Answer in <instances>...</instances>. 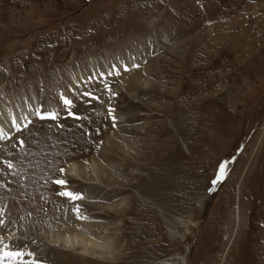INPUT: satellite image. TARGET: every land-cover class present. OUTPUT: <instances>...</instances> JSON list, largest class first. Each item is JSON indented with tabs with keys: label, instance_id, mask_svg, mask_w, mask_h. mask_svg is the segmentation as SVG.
Returning a JSON list of instances; mask_svg holds the SVG:
<instances>
[{
	"label": "rangeland",
	"instance_id": "1",
	"mask_svg": "<svg viewBox=\"0 0 264 264\" xmlns=\"http://www.w3.org/2000/svg\"><path fill=\"white\" fill-rule=\"evenodd\" d=\"M5 99L58 113L0 141L16 264H264V0H0Z\"/></svg>",
	"mask_w": 264,
	"mask_h": 264
},
{
	"label": "snow or ice",
	"instance_id": "2",
	"mask_svg": "<svg viewBox=\"0 0 264 264\" xmlns=\"http://www.w3.org/2000/svg\"><path fill=\"white\" fill-rule=\"evenodd\" d=\"M134 67H138V65H134ZM125 70H128L127 68H125ZM111 75V73H109ZM117 75L119 74L118 72L116 73ZM90 79H95V77H90ZM105 87L107 88L108 85L105 84ZM109 92H111V89H108ZM83 97H89V100L85 101V103H90L91 100H99V97L93 96L92 93L90 91H85L81 94ZM113 95H115L113 93ZM60 99L62 100L65 108L68 110V115L70 117H72L73 119L76 120H80L82 119V117L77 116L74 112L71 111V109L74 107L73 101L68 99L65 95H61ZM34 107V110L32 112L33 115H35L36 117H38L40 120H46V119H52L55 120L58 117V113L56 111H48V110H41L40 107ZM111 111H113L112 109L109 110V114H111ZM22 120L24 121L23 124H21L20 122H18V117L13 116L11 118V124L12 126L16 129V132H20L22 133L24 129H28L29 125H31L33 122L32 120L28 119L27 116L23 117ZM11 139V137L2 129L0 128V140H8ZM20 145H23L25 143V141L20 140L19 141ZM6 169L11 170L13 169V164L11 161L5 160L3 161ZM61 172L64 171V169H60ZM225 169L223 168V166L221 167V175H223ZM0 172H2V170H0ZM13 175H15V173H12ZM53 183L57 184V185H61V186H65L67 184V181L65 180H55L53 181ZM213 183H216V181H213ZM5 185H0V187H3ZM58 195L62 196V197H67L69 198L71 201H75V200H80L83 199V196L78 194V193H72L70 191L64 190V191H60L57 193ZM73 211H75L79 217V207H75L73 209ZM5 212L4 208H0V229L5 228L6 227V222L3 219V214ZM8 223H11V221L9 220ZM13 243L15 244V247L17 249H21L24 247V242H18L19 238L18 237H13ZM0 246H2V248H0V259H7L10 264H16V261L19 260L20 257H22L24 255L23 251L20 250H8L9 249V244L5 242L3 237H0Z\"/></svg>",
	"mask_w": 264,
	"mask_h": 264
},
{
	"label": "bare ground",
	"instance_id": "3",
	"mask_svg": "<svg viewBox=\"0 0 264 264\" xmlns=\"http://www.w3.org/2000/svg\"><path fill=\"white\" fill-rule=\"evenodd\" d=\"M138 81H140L141 83H143L145 85L148 84V80H145V79L139 78ZM2 87H5L4 84L2 85ZM5 100H7V99H5ZM9 102L10 101H8L7 103L4 102V104H1L0 105V128H2L8 135L10 134V131L11 130L13 131V129H14V127L11 124V118L13 116H16V117L18 116L16 114L14 115L12 113L11 107L9 106ZM33 104H34L33 102H30V103L27 104V106H23L21 109L18 108L20 110L19 111L20 116L18 117V122H20L21 124L24 123V121L22 120V118L25 117V116L28 117V115H29L30 112H27V110L31 109L32 106H33ZM2 107H3V109H2ZM7 126H10V128L7 127ZM0 141H2V140H0ZM74 171H75V167H74L73 164H70V166L66 169V173L67 172H74ZM93 172H94L95 178L98 179V175H97L96 171L94 170ZM206 198H207V196H205L204 198H202L200 200V204L203 205V203H201V202H203ZM228 215L230 216V222L233 223L235 221V218L237 216V213L235 212V210L233 208H229ZM51 235H52V232L49 235V237L53 239V240L49 239L52 242L53 241L54 242H59V243L63 242L65 246H69V247L72 246V245L78 247V245H79L81 247V249H83V250H85L87 252H90V253H97V252L98 253H102V248L103 247H105V251L104 252H106V253L110 249L109 245H107V247L105 245V243H107V241L106 242L105 241L104 242H98V241H96V239H94V237L93 238H92V236L89 237V235H87L88 236L87 237L86 235H83L80 231H73V232L65 233V234H61V235H59V234L52 235V236ZM81 249H80V253L82 251ZM95 249H99L100 251L99 250L96 251Z\"/></svg>",
	"mask_w": 264,
	"mask_h": 264
},
{
	"label": "water",
	"instance_id": "4",
	"mask_svg": "<svg viewBox=\"0 0 264 264\" xmlns=\"http://www.w3.org/2000/svg\"><path fill=\"white\" fill-rule=\"evenodd\" d=\"M212 193H213V191H212ZM211 195V194H210ZM211 198V197H210ZM193 239V238H192ZM190 249V248H189ZM189 249H186V251H185V253H186V259H185V261H187V258H188V253H189Z\"/></svg>",
	"mask_w": 264,
	"mask_h": 264
}]
</instances>
